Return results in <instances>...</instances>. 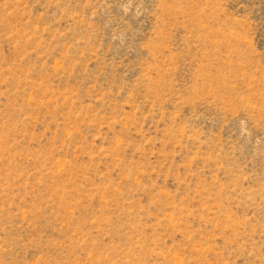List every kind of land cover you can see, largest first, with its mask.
I'll return each instance as SVG.
<instances>
[{"label": "rangeland", "instance_id": "1", "mask_svg": "<svg viewBox=\"0 0 264 264\" xmlns=\"http://www.w3.org/2000/svg\"><path fill=\"white\" fill-rule=\"evenodd\" d=\"M0 264H264V0H0Z\"/></svg>", "mask_w": 264, "mask_h": 264}]
</instances>
